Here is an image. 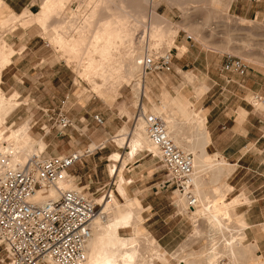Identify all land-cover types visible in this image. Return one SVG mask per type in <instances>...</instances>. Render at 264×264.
<instances>
[{"label": "rangeland", "instance_id": "1", "mask_svg": "<svg viewBox=\"0 0 264 264\" xmlns=\"http://www.w3.org/2000/svg\"><path fill=\"white\" fill-rule=\"evenodd\" d=\"M183 2L142 0L139 4L140 17L144 24L150 21L151 12L161 20L154 24L153 34L155 35L149 36L147 30L143 38L145 45L148 43L152 45L148 46L150 51L145 52L142 64L147 56L161 58L166 52L170 55L169 68L151 72L144 70L143 78L147 80L151 75L154 77L151 80L153 82L152 101L146 103L147 114H152L150 110L153 104L161 103L162 84L169 94L168 85L173 89L180 85L181 90L187 89L188 92H192L190 97L194 95L195 88L202 84L203 90L198 93L194 106L196 111H205L206 115L209 111L211 115L226 113L234 119L233 114L238 115V109L247 105L253 110L251 116L264 119V101L260 99L264 98V0H223L224 4L220 6L210 5L203 0H183ZM41 6V0H27V4L22 8L11 9L15 11L14 14L20 13L24 8L31 13H37ZM66 8L67 11L71 10L79 16L85 12V8L80 6V0H72L67 3ZM4 14L0 13V21L2 18L12 20V16L6 17ZM242 18L245 19L242 20ZM14 25V27L8 26L10 29L6 31H0V34L7 32L4 36L6 44L14 49L11 64L1 74L0 87L7 96L17 91L19 100L22 102L18 109L7 118V126H17L27 116H31V132L35 137L43 136L45 134L43 127L48 128L50 132L44 136L48 146L41 156L64 155L77 149L84 150L88 147L85 141L90 137L95 135L107 137L101 149H94L91 155L82 157L70 168L68 174L72 177L74 186L95 200L99 211L102 207L99 199H108L111 193L117 195V200L124 203L125 198L116 192L118 178L115 174L112 177L108 175L107 166L111 164L112 160L109 155L113 151H119L122 157H125L126 152L129 151L125 146L120 148L113 144L111 138L125 123L127 129L131 131L139 117L140 108L134 105L132 90L134 81L124 83L116 79L105 87H98L95 90L88 78H82L79 75L82 68L77 66V62L72 58L69 63L66 61L69 52L58 51L56 44L49 42L48 35L35 22H31L26 27L20 22H15ZM143 28L144 26L141 25L137 31L142 32ZM169 38L174 42L171 45L168 43ZM155 44L156 49L152 47ZM182 44L185 45V50L181 56H178L177 46ZM245 44L251 46L250 53L255 62L245 56ZM227 56L237 57L244 61L247 64L245 73L239 74L231 69H225ZM143 69H145L144 64ZM188 73H192L193 76L187 77ZM246 78L252 79L250 82L256 87L255 89L261 91V94L258 91L248 92L246 96L236 93L234 85L242 88L240 84H246ZM96 83L98 85L100 81L96 79ZM211 87L216 92L215 101H212L210 95L213 91L208 92ZM174 91L176 92L175 89ZM257 95L259 103L255 106L252 104L255 103V98L250 101L248 96ZM58 111L65 112L73 124L62 134L58 133L53 121L47 115V112L56 113ZM166 113L168 112L163 111L160 114L161 117ZM95 114L102 118L103 123L100 124L94 119ZM153 115L159 117L158 114L153 113ZM227 121L231 120L227 119ZM236 123L240 124L237 120ZM69 135H72V138ZM142 155L152 160L154 170L150 171L143 166L128 168L131 163H136L138 160L141 162ZM126 162L127 167L120 170L119 175L129 178L134 183L150 182L162 185L163 189L171 192L173 206L176 207L177 199L181 194L170 182H167L158 154L144 150ZM144 170L146 171L143 172ZM207 175L208 172L204 177ZM221 179L224 182L225 176ZM211 187L209 185L206 189ZM243 201L246 200L241 199L240 202ZM234 212L238 214L235 206ZM185 218L188 230L186 238L181 243L187 241L188 247L182 254L179 246L181 243L178 244L167 252V261L169 264H177V257L183 255L188 257L186 256L188 253H194L192 260L195 264H208L206 255L212 238L209 235L212 232L207 229L201 232L196 231L195 224L198 226L202 224L197 220L194 222L196 218L191 217L190 219L188 215H185ZM230 219L228 230L232 226V218ZM119 234L128 236L131 230L129 228L120 229ZM216 234L218 236L215 237V241H219L221 254H218L214 263L235 264V260H232L223 248V241L229 238L228 231H222V235L220 232ZM234 236L237 237L236 231L228 240H232ZM243 244L252 243L244 239ZM145 254L147 255V252ZM254 254L255 262L260 259V263L264 264V257L257 252L256 246ZM255 262L251 258L239 260L240 264H258ZM0 264H11L1 236ZM157 264L163 263L157 262Z\"/></svg>", "mask_w": 264, "mask_h": 264}, {"label": "bare ground", "instance_id": "2", "mask_svg": "<svg viewBox=\"0 0 264 264\" xmlns=\"http://www.w3.org/2000/svg\"><path fill=\"white\" fill-rule=\"evenodd\" d=\"M71 1L41 0L42 6L37 13L24 10L19 14L11 15V21L2 18L0 31H6L8 26L14 27L15 22H20L25 27L31 22H35L48 35L49 42L56 44L59 48L58 51L69 52L66 61L69 63L71 58L75 60L77 66L82 68L79 75L82 78H88L95 90L98 87H105L116 79H120L124 83L134 81L132 87L134 105L140 108L139 117L131 131L126 126H121L111 138L113 144L118 147L125 146L129 150L128 158H134L142 150L153 151L160 156L159 150L148 138L147 126L153 113L161 114L163 111L167 112L169 108H172L171 115L166 113L162 116L169 136L173 137L177 146L187 149L194 155L193 193L196 203L192 207L189 206L185 197L181 195L177 199L178 208L179 210H188L191 217L196 218L193 220L194 222L202 219L206 226L219 231L220 234L222 231H227L229 220H231V206L240 202L241 199L235 198L229 203L221 200L224 197L223 191L217 185L212 188V198L214 199H210V195L205 191L208 184L216 182L224 176L223 169H228L230 165L218 154L206 153V146L209 142L208 132L204 127L206 113L194 109L196 97L189 100L183 97L170 98L166 91H162L161 104H153L150 110L152 114H147L146 101L150 100V78L148 77L147 80L145 77L143 78L145 69H143L144 63L142 64V62L145 52L150 51L148 46L152 44L145 45L143 38L147 30L149 36L155 35L153 34V27L156 21L161 22L160 18L151 12L150 21L144 24L140 17L139 8L142 0H80V6L85 8L82 16L71 10L67 11V3ZM172 1L183 2V0ZM203 1L214 6L224 4L223 0ZM5 10L6 6L0 2V13H5ZM244 19L242 18V20ZM141 25L144 28L142 32H138L137 28ZM2 33L0 34V83L2 71L11 63V57L14 54V49L9 47L4 39L7 32ZM168 43L171 45L174 42L169 38ZM249 44L244 45L245 56L254 61ZM155 46L156 44L152 47L156 49ZM177 47L178 56H181L185 50V45L182 44ZM166 54L167 52L163 56ZM96 79L100 81V84L97 85ZM21 103L17 91H13L7 96L0 87V164L6 163L10 167L20 166L33 158L35 160L45 158L46 156L41 155L46 152L48 146L44 136L50 130L43 127L45 134L35 137L31 132V116H27L17 126L12 124V126H7V118L18 109ZM239 117L242 115L239 114ZM180 122L195 126L193 128L197 133L195 143L183 144L179 142L175 134H171V131L180 126ZM95 147V143H91L88 149L91 151ZM77 152L83 154L80 149ZM111 160V164H109L110 175L120 173L121 171L116 169L115 164L120 160L119 154L117 152L111 154ZM207 172V177H204ZM72 182V177L68 174L67 179L60 181L56 186H44L37 190L32 201L42 203L50 197L57 198L59 189L78 188ZM127 182L129 181L124 176H120L117 190L122 192L123 186ZM107 198L99 199L102 207L92 221L90 237L85 245L86 259L82 264H155L156 261L161 260L163 255L155 240L148 233H142L141 241L139 239L138 225L141 217L134 212V206H138L139 202L132 199L121 204L112 193ZM127 226L131 228L132 235L130 237L119 235L117 230ZM195 230L201 232L202 228L195 224ZM0 236L3 239L1 231ZM211 237L207 255L204 254L208 264H216L214 262L221 250L219 241H215L216 238L212 235ZM228 237L230 238V236ZM243 238V235L239 234L237 237L234 236L232 240L223 241L224 247L223 244L221 245L224 252L232 260H235V264H240L239 260L252 258L250 251L240 246ZM192 255L194 253H188L186 255L188 257L179 256L177 262L186 261L187 264H195Z\"/></svg>", "mask_w": 264, "mask_h": 264}, {"label": "built area", "instance_id": "3", "mask_svg": "<svg viewBox=\"0 0 264 264\" xmlns=\"http://www.w3.org/2000/svg\"><path fill=\"white\" fill-rule=\"evenodd\" d=\"M170 55L161 58L147 56L146 72L167 69ZM225 69L245 73L247 64L237 57L227 56ZM258 98V97H257ZM59 134L72 121L63 111L47 112ZM98 123L102 118L94 115ZM148 138L160 152V162L167 182L183 195L189 206L196 203L193 193V153L183 150L169 136L162 119L153 117L147 126ZM91 154L86 148L64 155L31 159L17 167L0 164V231L12 264H82L91 224L99 213L95 200L79 188L59 189L57 198L42 203L32 201L37 190L56 186L66 180L69 170L82 157Z\"/></svg>", "mask_w": 264, "mask_h": 264}, {"label": "crops", "instance_id": "4", "mask_svg": "<svg viewBox=\"0 0 264 264\" xmlns=\"http://www.w3.org/2000/svg\"><path fill=\"white\" fill-rule=\"evenodd\" d=\"M0 2L4 3V5L6 6L4 14L6 15V17L11 16L15 13V11L11 8L16 7L20 9L27 4V0H0ZM24 10H26V8H24ZM191 74L192 73H188L187 77H192L193 74ZM149 78L150 100L146 101V103L152 101L151 94L153 95V82L151 80H153L152 78L154 77L153 75H151L149 76ZM251 80L252 79L246 78V84H240L241 87L243 86L242 88L237 87L238 85H234L236 93L240 96H246L248 92L258 91V93L261 94V91L255 89L256 87L252 85V83L250 82ZM163 85L164 84L161 85V94L162 91H166L167 95L170 98L183 97L189 100L192 97H196L197 100L198 93L203 90V85L200 84L198 88H195L194 95L190 97L192 92H188L189 90L187 89L181 90L180 85L174 87L176 92L174 91L172 86L168 85V88H170V95L168 90ZM211 90L213 91V93L210 94L212 101H215L214 95L216 94V92L213 87H211L208 92H210ZM257 97L258 95L253 97L248 96V99L250 100L252 98H255V103L252 104L256 106L259 103V99H257ZM260 99L262 102L264 101L263 97H261ZM171 109L169 108L167 110L168 114L170 115L173 112ZM238 110V115L233 114L234 119H232V116L226 113L223 115H211V111H209L205 117L204 127L207 129L209 140L208 145L206 146V153L218 154L223 159L228 160L227 163L228 165H230L228 166V169L230 170L226 171V168L223 169V174L225 176L224 182H222V179H219L216 182L208 184V186L210 185L212 187L206 189L205 191L210 195V199H214L212 198V188L213 186L217 185L220 186L221 190L223 191V196L225 197L223 200L225 202H232V200H234L235 198L246 200L243 202L234 203L231 206L232 229L230 228L229 230H227L229 231V234L227 236H233L234 232L236 231L237 235H243V240L246 239L247 241H249V243H252L244 245L242 241V245L240 244V246L250 251V253L252 254L251 259H253L255 262V246L257 247V252L264 257V119L254 118V116H251L253 110L250 109L247 105H245V107H240V109ZM239 114L242 115V117L238 118ZM158 115L160 119H162L161 115ZM153 117L157 116L152 115L151 118ZM227 119L231 121H227ZM236 120L240 124H237ZM179 125L180 126H177L175 130L171 131V134H175V136L178 137L179 142L183 144L195 143L197 141V133L193 129L195 126L188 125L182 122H180ZM122 126L127 127L126 123ZM181 135L182 138H180ZM69 137L72 138V135H69ZM106 139L107 137L95 135L92 138L90 137L85 142L88 143L87 148H89V145L91 143H95L96 147L94 149L97 150L103 147L101 145L105 143ZM260 142L263 144H259ZM94 149L91 150L92 153ZM182 149L187 150L185 148ZM84 150L82 151L84 152ZM114 152H117L120 156V160L115 162L116 169H125V167H127L126 160L133 159L127 157V153L129 151L126 152L125 157H122L121 153L117 150L110 153L113 154ZM139 153H141V151H139L137 155ZM111 154L109 155V157H111ZM140 160L142 161L140 162L138 160V162L136 163H131L128 168L143 166L144 168L147 167V169L150 171L154 170V163H152V160H150L149 157H147L146 155H142ZM128 162L130 163V161ZM145 171L146 170H144L143 172ZM107 172L108 175L112 177V175H110L109 173V165L107 166ZM115 176H117V178L119 179V177L123 175L115 173ZM125 179H127L129 182L124 184L122 192H119L116 186V192L125 198L124 203L126 202V200L132 199H136L139 202L138 206H134V212L141 217V221L138 225V229L140 232V241L142 239V233H148L155 240L163 255V258L156 261L155 264H157V262L169 264L166 258L167 252L171 251L173 248H175V246H178V244H180L184 240V238H186V232L188 229L187 224H185V215H188L191 219L189 211L179 210L177 204L178 202H176V207H174L171 192L167 189H163L162 185L150 182L134 183L131 182L129 178ZM234 206L237 209V213L241 216L234 212ZM198 221L203 224L201 226L202 230L207 229L212 232V234L209 235L210 237L211 235L214 238L218 236L216 232H218L219 234V231H215L210 226H206L204 224L205 221L202 219H199ZM126 228H129L131 230V228L128 226L120 227L117 230L118 234L120 229ZM242 230H244V232H241ZM131 235L132 231L130 235L125 237H130ZM179 246L181 247V253L183 254V252H185L186 248L188 247V242L185 241ZM161 247L164 250L161 249ZM182 263L187 264L186 261L179 263L177 262V264ZM255 263L259 264L260 259Z\"/></svg>", "mask_w": 264, "mask_h": 264}]
</instances>
